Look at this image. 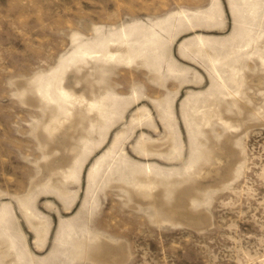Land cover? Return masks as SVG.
<instances>
[{
  "label": "rangeland",
  "instance_id": "obj_1",
  "mask_svg": "<svg viewBox=\"0 0 264 264\" xmlns=\"http://www.w3.org/2000/svg\"><path fill=\"white\" fill-rule=\"evenodd\" d=\"M0 264H264V0H0Z\"/></svg>",
  "mask_w": 264,
  "mask_h": 264
},
{
  "label": "bare ground",
  "instance_id": "obj_2",
  "mask_svg": "<svg viewBox=\"0 0 264 264\" xmlns=\"http://www.w3.org/2000/svg\"><path fill=\"white\" fill-rule=\"evenodd\" d=\"M61 125H58L57 127L55 126L54 128H52V132H56L57 130H59V128H61Z\"/></svg>",
  "mask_w": 264,
  "mask_h": 264
}]
</instances>
